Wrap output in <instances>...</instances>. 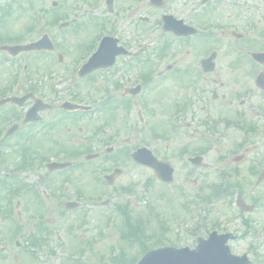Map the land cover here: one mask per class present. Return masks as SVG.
I'll return each mask as SVG.
<instances>
[{"label":"flooded vegetation","instance_id":"obj_1","mask_svg":"<svg viewBox=\"0 0 264 264\" xmlns=\"http://www.w3.org/2000/svg\"><path fill=\"white\" fill-rule=\"evenodd\" d=\"M32 1L35 8L26 7ZM43 4L0 0V48L37 43L45 34L50 39V45L39 43L47 51L14 58L0 52V99L26 98L0 107L7 198L28 187L46 199L64 191L58 200L74 199V170L112 180L119 167H137L131 154L145 138L158 160L182 172V145L175 143L169 158L171 149L157 144L168 140L161 131L168 126L182 129L185 145L202 146L203 154L192 157L205 160L221 144L231 148L219 157L241 155L246 164L262 158L246 168L238 185L249 188L257 180L264 169V0ZM177 33L180 49L170 53ZM97 52L92 71L85 66L82 76ZM260 75L263 88L255 83ZM65 103L86 109H64ZM53 161L71 166L50 171Z\"/></svg>","mask_w":264,"mask_h":264},{"label":"rangeland","instance_id":"obj_2","mask_svg":"<svg viewBox=\"0 0 264 264\" xmlns=\"http://www.w3.org/2000/svg\"><path fill=\"white\" fill-rule=\"evenodd\" d=\"M52 0H44L46 4V8H49L48 4H50ZM38 35H40L38 33ZM37 37V34L33 37L34 39ZM82 40V37L79 41ZM76 42V39L74 40ZM78 48V46H77ZM140 140V138H139ZM147 140V139H146ZM177 140V139H176ZM176 140L169 141V148L171 149L168 152L169 158H172V153L174 150V144L187 146L185 143L186 140L180 139L178 142ZM141 141V140H140ZM148 141V140H147ZM149 142V141H148ZM218 146V144L216 145ZM222 151L225 148H231L225 145H220ZM206 158L207 163L215 164L217 159V155H208ZM172 161H174L172 159ZM179 164H176V168H178ZM216 167V166H215ZM209 171H199L198 179L204 178V176L208 175L209 172L213 171V168L210 166ZM86 170H89L86 168ZM176 172V171H175ZM126 173H129L128 176L124 177ZM125 174L122 176V184L123 186H129L131 183L134 184L139 182L138 186H133L134 192L133 194H107L110 198V202L107 205H93L90 202H82V208L80 210H75L72 212H66V210L61 209L60 203H58V198L63 193L67 194V192H61L53 194L52 197H49V200L45 202V204L49 207V209L45 213V221L47 227L52 230V237L49 241V249L53 250L52 254L45 253V250L40 252L38 258L42 264H112L110 256L113 258L119 253L120 248L126 250L127 242H122L119 233V216L117 217V227H106L103 231L102 224L107 220L105 217L109 213H113L114 205L118 203L127 202L130 205L132 212H139L144 207L148 206L149 208H153L154 215L157 216L158 219L165 222V226L168 228L165 230L164 243H167L169 246L173 247H189L193 248L195 240L198 236L205 238L211 231L215 230L219 234L223 233H235L241 234L246 229L241 223L242 219L240 217L234 218L230 223L227 222V218H225L230 212L237 213L235 209L230 210L224 203H214L211 206L202 205L204 208H199L197 206L188 207L187 211L182 210L180 205L184 202V200H191L192 192L198 188L194 187L195 183H191L190 181L186 182V171L182 168V173L177 170L176 175L174 174V186L177 187L182 184L185 191L188 193V196L182 200L180 199V195L175 192V188H170V192H166L165 194V202L164 200H157V194L160 191L157 183L152 184L148 187L146 184L143 185L144 181L147 178L148 173L143 174L142 171H133L130 166L125 168ZM126 179L128 181H126ZM184 179V181H183ZM155 182V181H153ZM84 183V188H88L89 190L94 189L96 192L88 193V197L94 198H102V195L106 190L98 184L95 186L90 181L86 175H79L76 173V185H81ZM182 190V198H183ZM110 192V191H109ZM259 192V190H256ZM164 199V198H163ZM24 203V199H22ZM198 205V204H197ZM34 204L26 199L24 207H22L20 212V221L25 223V227L27 231L31 232L34 230L33 224L37 223L38 219H31L34 214L33 209ZM264 202L255 210L251 215L242 216V218H249L252 221L251 229L245 234L240 235V239L231 243L230 249L235 255L247 254L252 259L251 250L254 249L262 258L264 264ZM84 210V211H82ZM84 212V213H83ZM225 212V214H224ZM44 214V212H43ZM182 214L181 223L177 228L172 224V220L174 217L172 215L177 216ZM206 215V216H205ZM15 218V214H12ZM137 214L135 213L136 217ZM186 216L194 218H198L199 221L196 220H188ZM113 217V218H114ZM150 224H148L147 229L148 234L158 233L160 227L158 225L159 220L154 217H149ZM158 222V223H157ZM218 226H215V225ZM77 226L80 229H77ZM146 227V224L141 225V227ZM71 227H75L74 237L72 234ZM151 231V233H149ZM81 235V237H78ZM72 236V237H71ZM15 241L20 243V247H16ZM13 242H5L4 249V259L7 258L5 264H16L14 259V255L17 254L19 261L18 264H21L22 260V252L21 249L23 246V238H17ZM84 247V253L80 252L81 248ZM20 249V250H19ZM48 249V246L46 247ZM48 249V250H49ZM127 251V250H126ZM135 251H130L131 255H134ZM126 255V254H125ZM123 256V255H121ZM125 259H129V256H123ZM10 260V261H9Z\"/></svg>","mask_w":264,"mask_h":264},{"label":"water","instance_id":"obj_3","mask_svg":"<svg viewBox=\"0 0 264 264\" xmlns=\"http://www.w3.org/2000/svg\"><path fill=\"white\" fill-rule=\"evenodd\" d=\"M225 237L200 240L195 250L162 248L146 253L137 264H250L245 257L230 255Z\"/></svg>","mask_w":264,"mask_h":264}]
</instances>
